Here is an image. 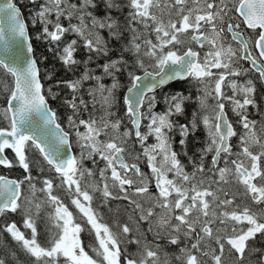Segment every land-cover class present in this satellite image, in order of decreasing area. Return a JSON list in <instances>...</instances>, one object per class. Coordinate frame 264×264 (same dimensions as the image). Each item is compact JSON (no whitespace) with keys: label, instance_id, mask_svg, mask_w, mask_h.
Masks as SVG:
<instances>
[{"label":"snow or ice","instance_id":"1","mask_svg":"<svg viewBox=\"0 0 264 264\" xmlns=\"http://www.w3.org/2000/svg\"><path fill=\"white\" fill-rule=\"evenodd\" d=\"M105 2L109 9H129L126 31L131 34L119 58L101 65L104 75L112 78L111 85L101 83L103 77L87 68L75 80L57 82V86L62 84L73 93L65 103L73 112L68 125L75 131L79 155L72 153V135L58 123L49 105V95L55 99L57 94L52 88L45 94L28 23L14 0L0 3V91L7 93L6 107L0 109V120L7 123L0 126V165L14 166L6 155L11 150L26 173L19 180L0 175V216L19 211L24 228L30 232L26 234L15 222L5 224L3 230L33 258V264H160L159 245L147 240L146 233L140 231V221L148 222L147 232L166 234L172 245L183 244L176 257L180 264H226V250L228 256L236 254L237 261L250 259L261 251L249 241L264 234V208L254 210L243 202L236 203L235 195L227 198L230 194L222 185H240L252 204L264 205V123L258 128V122L249 119L247 113L248 106L255 105V84L252 80L240 83L229 79L255 70L264 81V0ZM89 8H96L95 0H82L79 5L69 0H43L32 20L33 25L42 26L36 38L55 45L60 61L69 70L80 63L75 56L79 45L77 39L64 40L66 33H74L83 41L89 60L91 54L107 57L111 51L99 29H108L117 40L124 35L115 18L94 16ZM62 18L68 20L67 27ZM73 18L78 23L73 24ZM192 45L206 51L202 53ZM124 53L133 58L131 64ZM241 61H247L250 67L243 68ZM125 73L129 86L122 99L132 127L122 132L121 120L111 119V109L117 102L119 77ZM188 78L202 86L197 98L199 108L189 123L178 124L174 117L184 114L185 102L191 97L183 93L165 97L166 108L158 112L156 92L172 81ZM89 80L95 81L87 89L93 111L85 119L81 110L87 111L89 102L80 93ZM225 102H230L243 128L238 137L239 151H233L231 140L237 131L228 119ZM97 110L102 115H94ZM201 124L208 139L199 161L189 158L193 165L189 172L172 147V133L178 129L182 137L179 143L185 145ZM133 129L152 179L141 171L139 163H129L131 154L126 145ZM149 137L155 142L148 143ZM33 152L39 153L48 170L56 173L59 183L45 177L37 187L30 171ZM208 154L212 159L207 171L218 180L204 175ZM96 157L105 162L99 169V180L94 179L96 172L84 167L85 159L96 164ZM133 159L139 161L140 156ZM221 161L223 167L219 166ZM152 180L155 195L149 192ZM26 182L27 196L23 192ZM60 188L71 197L70 205L54 194ZM97 194L104 205L109 200H128L133 212L138 211V220L129 217L132 227L119 220L109 224L99 207L93 206ZM132 197L145 198L149 206ZM45 208L51 211L43 218L47 238L41 242L38 221ZM83 232L94 236L95 243L88 246L93 254L81 240ZM129 234H133L131 238ZM129 244H136L138 250L129 253ZM0 264L5 260L0 258ZM257 264H264V255Z\"/></svg>","mask_w":264,"mask_h":264},{"label":"trees","instance_id":"2","mask_svg":"<svg viewBox=\"0 0 264 264\" xmlns=\"http://www.w3.org/2000/svg\"><path fill=\"white\" fill-rule=\"evenodd\" d=\"M17 3H19L23 9V12L29 22L30 31L32 35V41H33V48L36 55V58L39 63V67L41 69V79L42 83L45 87V94L48 95L47 89L52 88V91L56 93V98L52 99L50 98V105L53 106L57 110V118L58 120L65 126V128L68 130L66 122L63 118L67 117V114L71 112V108L68 105H65L63 109L60 108V100L62 97L71 99L73 93L70 89L65 87L64 85L57 86L58 81H68L69 79H76L77 77H80L84 69L91 70L92 74L95 76H101L103 79L101 80V83H104L105 85H111L112 78L110 76H105L103 72V68L101 65L107 63L110 59H118L121 51L124 47V45L128 42L130 38V33L126 31L127 26V14L129 12V9L127 7H122L120 9L112 8L109 9L106 5L105 0H95L96 2V8L92 9L89 8L88 10L93 13L94 16L103 18L106 16H112L115 18L120 26L121 30L124 32L123 37L120 40L115 39L114 37L109 35L108 29H99L100 35L105 38V40L108 42V46L111 49L107 57L104 56H96L95 54L92 55V59L89 60V52L84 53V47H83V41L80 40L78 37L74 38L78 41V49L75 53L76 59L81 62L80 65H74L71 70L66 68L62 62L59 59V50L56 48L55 45L51 44L49 41H46L44 39H37L36 37L41 33L42 26L37 23L35 25L32 24L33 17L35 15V12L39 8L40 0H37V3H32L31 0H16ZM70 3L80 4L82 0H69ZM116 3H119L121 5H124L127 3L126 0H115ZM73 24L78 23V20L75 18L71 21ZM90 22V21H89ZM62 23L68 26V20L62 18ZM108 31V33H107ZM107 33V34H106ZM66 38V37H65ZM64 38V39H65ZM68 41V39H66ZM60 47H63V43L60 44ZM52 49L51 51L49 49ZM87 51V50H86ZM124 53V56L128 61L132 63L133 58L130 56V54ZM119 75V74H118ZM51 76V79L48 77ZM120 88L116 92V98L117 102L114 105L113 113L114 118L118 116H123V119L126 118L125 116V106L123 104V92L124 89L129 85V80L127 77V74L120 75ZM9 83L11 82V78H8ZM95 81H85L84 87L88 89V86L90 84H94ZM6 99H7V93L0 91V109L6 107ZM118 115V116H117ZM124 125L128 126V128H131L129 120L123 121ZM0 126H7L6 121L0 120ZM69 131V130H68ZM73 141V138H72ZM73 146L75 149L76 154L78 155V149L74 144ZM196 149V148H194ZM198 150V148H197ZM7 156L9 159L13 160L14 166L12 168L2 167L0 165V174L7 173L10 176L16 177L18 179H23L26 173L24 170L16 163L14 159V154L11 152V150L6 151ZM196 156L192 158V160L196 161ZM30 160L32 161V164L30 166V171L32 176L35 178L34 183L37 184V187H41V181L45 178H52L54 180V183H59V181L56 179V173L49 171V166L46 164V162L43 161L42 157H40L39 153L33 152L30 156ZM84 166L91 168L90 161H84ZM85 167V168H86ZM41 168L44 170L41 171ZM95 172H99V168L96 166ZM94 179L99 180L100 177L96 175ZM23 192L24 195H29V191L27 188V182L23 186ZM38 196L43 198L42 193H37ZM65 195V190H61V194L59 195L62 199ZM248 198L244 197L242 200L246 201ZM249 201V199L247 200ZM67 204V202H66ZM93 206L99 207V211L104 214L105 220L109 223L110 216L108 212V203L107 205L102 204V201L99 199V194H97L96 201L93 202ZM51 211L50 208H45L41 212V220L38 221V232L41 233V235L38 237V239L43 242L47 238V231L45 228V222L44 217L45 214ZM115 220H118V217L115 216ZM10 221H14L17 223L18 227L21 228L22 231H24L26 234L30 232V230L25 229L23 226V214L19 211L17 213H11L6 212L3 216H0V258L5 260V264H33V258L29 257L21 248L20 245L16 243L8 234L5 232L4 225L7 223H10ZM84 233H87L86 235ZM83 242L85 245L86 250L89 251L90 254H93L88 247L92 243H95L94 236L90 235L88 232H83ZM155 250V249H154ZM129 253H132L131 251ZM177 254L176 250H174V247L172 244L167 243L166 245L161 244V247L158 250V254L160 256V264H165V261H167V264H180V261H178L174 255Z\"/></svg>","mask_w":264,"mask_h":264},{"label":"flooded vegetation","instance_id":"3","mask_svg":"<svg viewBox=\"0 0 264 264\" xmlns=\"http://www.w3.org/2000/svg\"><path fill=\"white\" fill-rule=\"evenodd\" d=\"M127 1V0H126ZM229 41H231V36L228 34ZM62 43V42H61ZM195 49L200 50L197 45H192ZM202 53L204 50H200ZM128 55V54H127ZM129 64L131 62L129 61ZM241 66L243 68H249L250 65L247 61H241ZM141 72H137L139 74ZM258 73L255 72V70H252L250 72H247L245 75L239 77V78H233L230 77L229 79H238L240 83H244L247 80H252L255 84V93H254V100L255 105L248 106L247 113L249 115V119L257 121V127L259 128L261 123H264V81L260 80L258 78ZM202 88L201 85H199L196 81L192 80L191 78L185 79V80H176L172 81L169 84L163 86L162 88L158 89L156 92L157 97V106L155 108V111H164L165 106L164 104V98L174 95L176 93H183L185 96L191 97L190 100L185 102V111L183 115L174 117V119L177 121L178 124H186L189 123V121L192 118L193 112H196L199 108L197 98L201 95L200 89ZM227 91L228 95H231V91L229 89H225ZM51 96L49 95V99ZM50 102V100H49ZM209 103H213V101L209 100ZM52 108L57 113V110L52 106ZM225 110L228 113V119H230L233 122V126L237 131V136L233 137L231 140V143L233 145V151H239L240 141H239V135L243 132L242 126L237 122L238 117L234 112L231 111V104L230 102H225ZM59 121V120H58ZM60 122V121H59ZM61 123V122H60ZM146 123V122H145ZM62 124V123H61ZM62 126L65 128V126L62 124ZM143 127V125H142ZM66 129V128H65ZM72 135V134H71ZM173 135V142L172 147L173 149L179 154V159L182 161L183 164L186 166V171L191 172L193 165L190 163H187L188 158L197 157L196 161L198 162L201 155V149H203L206 146L207 143V132L204 129L203 125L201 124L196 131L189 135L187 138L186 144L181 145L179 141L181 140V136L179 134L178 129L174 130L172 133ZM128 152L131 154L128 156L129 163L137 162L139 163V166H144L142 170H150V168L147 165L146 159L143 157L144 160L140 159L139 161H135L133 157L139 155L138 153H133V150H137L141 152V146L139 142L134 141V137H132L128 144L126 145ZM196 148V149H194ZM198 148V150H197ZM74 154H76L74 146H73ZM184 152H187V155H184ZM77 155V154H76ZM235 158V157H232ZM211 159L212 154H208L207 157H205L204 165H205V174L206 176H209L210 179H216L218 180V176H213L212 173L208 172L207 170L211 167ZM190 160V159H189ZM89 161V160H85ZM220 167H223V161H221ZM92 170L95 172L96 166L91 164ZM228 192L229 197L231 198L233 195L236 197V203L243 202L244 204L250 205L254 210L257 208H264V205H254L251 203V201H243V188L240 185L237 184H229V185H222ZM217 187V185H213V188ZM151 188L154 189L153 186ZM157 189H155L156 191ZM116 191V190H115ZM61 194V191L58 195ZM157 194V193H156ZM114 200H109V203H112ZM69 204V203H67ZM70 205V204H69ZM95 207V206H94ZM249 244L257 249H260V252H256L251 256L250 259H246L245 261H237L235 259V255L228 256L227 250H226V264H257V262L260 260L261 256L264 255V234H258L256 239L254 241H249ZM174 247V250H176L177 254L180 255L179 248L183 247V244L181 245H172ZM128 252H130L129 249H127ZM245 256L248 257V252L246 251Z\"/></svg>","mask_w":264,"mask_h":264},{"label":"rangeland","instance_id":"4","mask_svg":"<svg viewBox=\"0 0 264 264\" xmlns=\"http://www.w3.org/2000/svg\"><path fill=\"white\" fill-rule=\"evenodd\" d=\"M42 2H43V0H40V3H42ZM107 33H108V31H107ZM68 34L70 35V38L68 39V41H71L72 39H74V38L77 37V35L74 34V33H68ZM85 52H88V51H86V49L84 48V53ZM80 64H81V62L79 64H77V65H80ZM83 73H84V71L82 72V74ZM77 78H79V77H77ZM69 80H74V79H69ZM89 81L92 82V80H89ZM94 85H95V83L94 84H90L88 86V88H90V87H92ZM80 95H82L83 98L86 101L89 102L88 110L87 111H84L83 109L81 110V118H85L86 119L88 117V115H89V112H92L93 111L92 105H91V97L87 95V88H85V87H83L81 89ZM66 100H68V99L67 98H64V97L61 98V100H60V108L61 109L65 108L64 106L67 105L65 103ZM163 105L165 106L164 108H166V105L165 104H163ZM114 108L115 107H113L111 109L112 112H113ZM97 109H99V105H97ZM71 115H73L72 110H71V112L69 114H67V117H64L63 116V118H64V120L66 122V125H67L68 130L72 134V138H73V141H74L75 146L78 149V155H79L80 148H79V146L75 142V131L73 129L69 128V125H68V117L71 116ZM94 115H96L98 117V116L102 115V111L97 110V111H95ZM114 116H116V115H113L111 117V119L115 120V119H118L119 118L121 120V131L122 132L125 131V130H127V129H129L128 126L124 125V123H123L124 120H128L127 117L123 119V116H121V115L120 116L117 115L118 117H115V118H114ZM80 130L81 131L84 130L82 126H81ZM142 130H145V129L142 127ZM101 139H104V137L102 136ZM154 142H155L154 139L152 137H149L148 143H154ZM133 153H138L139 155H141L140 156V159H142V160L145 161V159H143V156H142V149H141V152H140V150L139 151L133 150ZM95 159L97 160V163L96 164H93V162L91 160H89L90 163L92 165H94V166H97L99 169L103 168L105 162L103 160H100L99 157H96ZM85 160H87V159H85ZM187 163L192 164L190 162L189 158L187 159ZM84 167H86V166H84ZM86 168L91 169L90 167H86ZM141 171L144 172V173H146V174H148L149 178L152 179L151 178V171L150 170L146 171V170H142L141 169ZM205 177L208 178V179H210L209 176H206L205 175ZM151 186H153L154 189L151 188ZM62 189L63 188L57 189L54 194L58 195ZM155 189L156 188H155L154 180H152V183H150V185H149V192L152 193L153 195H155L157 193V190L155 191ZM129 191L131 192V190H129ZM116 193L117 194H120L118 190H116ZM120 195H122V194H120ZM132 198L137 199L140 203L144 204L145 207H148L149 206V204L146 202L145 198H143V197H132ZM62 199L64 201H66L67 203L70 204V200H71V197L70 196H65L64 195V197H62ZM94 201H96V200H94ZM156 211L158 212V211H160V209L157 208ZM108 212H109V216H110L109 224H112L115 221V219H116L115 216H116V217H118V220H119V222L121 224L128 223L129 226L132 227L133 224H132V222L129 221V217L131 216L134 221L135 220H138V218H139L138 211L137 212H133V205H131L128 200H124V199H116L112 203H109L108 202ZM74 214H75V212H74ZM148 227H149V224H148L147 221H140L139 222L140 231L142 233H146L147 240L149 242H151L153 245H157L158 244L159 245V248L161 247V244L166 245L167 243H169L168 237H167L166 234H161L159 236H156L152 232H147ZM132 235L133 234H129V238H131ZM81 240L83 242V239L82 238H81ZM127 249H129L132 253H135L138 250L136 244H129V245H127ZM174 255H178V254L175 253ZM176 257L177 256H175V258Z\"/></svg>","mask_w":264,"mask_h":264},{"label":"bare ground","instance_id":"5","mask_svg":"<svg viewBox=\"0 0 264 264\" xmlns=\"http://www.w3.org/2000/svg\"><path fill=\"white\" fill-rule=\"evenodd\" d=\"M14 2L15 3H17V1L16 0H14ZM18 5H19V8H20V10H21V12H22V14H23V18H24V20L28 23V25H29V22H28V20H27V18H26V16H25V14H24V12H23V9H22V7H21V5L19 4V3H17ZM65 25V24H64ZM66 26V25H65ZM67 27V26H66ZM29 34H30V36L32 37V35H31V31H30V26H29ZM66 37V38H65ZM65 39L64 40H66V39H69L70 38V35L68 34V33H66L65 34ZM62 43H63V41H62ZM61 43V44H62ZM32 46H33V41H32ZM34 49V48H33ZM34 54H35V52H34ZM35 57H36V55H35ZM37 59V58H36ZM40 78H41V76H40ZM41 82H42V79H41ZM43 84V83H42ZM49 104H50V102H49ZM51 106V105H50ZM51 108H52V106H51ZM53 109V108H52ZM54 110V109H53ZM55 111V110H54ZM9 158V157H8ZM2 166V165H1ZM2 167H4V166H2ZM3 175H5V176H7V177H10V175L9 174H7V173H4ZM13 177V176H12ZM16 178V177H15ZM18 179V178H17ZM19 180V179H18Z\"/></svg>","mask_w":264,"mask_h":264},{"label":"water","instance_id":"6","mask_svg":"<svg viewBox=\"0 0 264 264\" xmlns=\"http://www.w3.org/2000/svg\"><path fill=\"white\" fill-rule=\"evenodd\" d=\"M4 2V0H0V3H3ZM17 4V3H16ZM18 5V4H17ZM18 7H19V5H18ZM22 18H23V14H22ZM24 19V18H23ZM33 55L35 56V54H34V52H33ZM36 58V57H35ZM139 74H141L142 75V73H139ZM129 86V85H128ZM127 86V87H128ZM127 87L125 88V90H124V92H123V96H125L126 94H127ZM49 102V101H48ZM50 105V104H49ZM51 107V106H50ZM58 123H60L59 121H58ZM60 125H61V123H60ZM62 126V125H61ZM63 127V126H62ZM64 128V127H63ZM65 129V128H64ZM66 130V129H65ZM67 131V130H66ZM133 134H134V129H133ZM71 151H72V153H74V150H73V147H72V149H71ZM7 155V154H6ZM8 157V156H7ZM3 166V165H2ZM5 167V166H4ZM0 175H3V174H0ZM3 176H5V175H3ZM9 179H17V178H15V177H12V176H10V177H8ZM13 221H11L10 223H12Z\"/></svg>","mask_w":264,"mask_h":264}]
</instances>
